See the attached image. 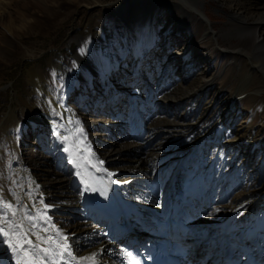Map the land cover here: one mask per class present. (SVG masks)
Instances as JSON below:
<instances>
[{"label":"bare ground","instance_id":"1","mask_svg":"<svg viewBox=\"0 0 264 264\" xmlns=\"http://www.w3.org/2000/svg\"><path fill=\"white\" fill-rule=\"evenodd\" d=\"M184 1L185 5L179 7L181 28L172 38H164L160 58H155L158 47L152 46L147 53L142 42L129 45L127 57L120 58L106 43L104 59L108 63L105 69L100 68L105 82L101 85L107 89L114 84L111 73L116 71L113 77L126 83L128 90L112 86L115 92L104 91V95L97 87L96 97L86 99L76 88L78 64L65 68L61 86L44 90L38 71L31 68L28 80L46 100L47 111L18 115L11 109L0 117V137L11 144L14 160L11 170L0 166V178L9 189L16 188L13 198L6 202L0 199V227L11 230V224L4 223L5 216L9 221H21L25 215L35 218L23 219L22 223L25 240L38 247L25 242L23 249L38 252L40 260L29 255L22 264H50L41 251L45 248L52 250V260L57 264H141L135 255L140 242L151 240L167 247L176 235L185 238L193 264H202L201 260L207 263L232 248L246 252L244 264H264V137L249 118L238 128L235 121H229L233 111H240L242 93L248 94L254 112L264 113V87L248 92L264 80V0H224L226 5L216 0L231 22L225 33L217 31L207 15V0ZM6 4V0H0V17ZM194 17L202 21L200 37L202 42L211 43L209 52L192 54L190 43L183 37V30H189ZM25 21L20 29L34 32L41 27V22ZM12 24L5 27L10 35ZM21 35L20 31L17 37ZM245 35L255 38L252 50L243 46L223 48L222 40ZM82 41L78 59L96 50L94 42L87 45L85 39ZM4 43L0 45V64L12 63L16 42L7 39ZM224 51L229 61L235 62L233 72L243 76L238 93L228 97L214 87L211 73L216 58ZM212 54L214 57H210ZM26 56L35 58L28 49ZM153 58L156 65L140 84L137 79ZM109 67L113 71L108 72ZM155 74L162 77L161 83L155 81ZM192 77H197L198 86L189 88L186 84ZM216 107L223 109L218 121L222 133L215 136L211 131L199 132ZM129 111L134 115H127ZM225 129L233 130L236 140L223 144ZM32 133L36 138L30 142ZM210 140H216V146L223 144L211 165L222 166L219 172L223 174H207L197 161L200 149ZM32 147L47 155L43 157L45 162L30 164L26 151ZM253 155L262 156L261 166L251 163ZM259 167L262 174L252 177ZM4 204L13 206L15 217ZM189 217L194 218L192 223ZM58 232L68 237L75 261L66 254L64 260L55 255L61 251L57 244L63 243ZM23 249L14 253L7 238L0 236V264H16ZM93 253L97 254L95 262L83 259Z\"/></svg>","mask_w":264,"mask_h":264},{"label":"rangeland","instance_id":"2","mask_svg":"<svg viewBox=\"0 0 264 264\" xmlns=\"http://www.w3.org/2000/svg\"><path fill=\"white\" fill-rule=\"evenodd\" d=\"M222 1L224 2V0ZM6 2L8 4L3 6L4 14L0 17V45H5L4 41L10 39L16 42V46L13 62L0 64V117L11 109L18 115H25L24 113L27 111H47L48 105L46 100L40 96L41 94L33 82L28 80V73L31 68H35L38 71L44 90H55L57 86H61V80H65L66 76L65 68L67 66L74 67L76 64H78V72L80 71V78H76L78 82L76 88L83 92L79 94H84L86 99L89 96L91 99H94L97 94L96 92L100 88L104 95L106 94L104 91L115 92V87L118 90H128L129 88L126 86V83L121 84L115 79L116 77H113L116 74V71H113V67L112 69L109 67L106 70L108 72L113 71L111 77L114 84H110L111 86L107 89L101 85L105 84V82L100 68L103 67L105 69L104 67L108 63L104 59L107 56L105 50L107 47L106 43L116 54L113 53L120 58L127 57L129 45L135 46L138 42H142V49L147 53L150 52L152 46L158 47L155 58H160L162 56L160 46L164 38H172V35L177 33L181 28L183 22L182 12L179 7L183 4L185 5V1L182 2V0H6ZM221 6L216 0H207L205 11L212 20L215 29L225 33L231 27V22L229 21L228 14L220 11ZM225 8L229 13L230 10L226 6ZM198 19L194 17L190 22L189 30H183L185 32L183 37L190 43L191 52L194 55L201 51L209 52L211 48V43L201 41L200 33L203 32V25L202 21ZM25 20L41 22L40 29L38 27L34 32H29L26 28L20 29L18 26L23 24L22 22H26ZM9 22L13 23V30L15 31H13L12 35L5 29L6 24ZM20 31L22 35L18 38L17 35ZM83 39H85L87 45L91 42L95 43L96 50L92 53L93 58L91 57L92 54L87 56L84 53L78 59L79 53L82 50ZM254 39L253 36L245 35L244 38L239 39L230 37L229 39L222 40L221 43L223 48L234 49L235 47L243 46L252 50ZM26 49L33 52L35 58L27 57ZM181 49V47L178 48L179 52H181ZM97 50L100 51V54L97 53ZM227 54L228 52L224 51L222 56H218L219 54L217 55L218 57L215 56L217 60H215V65H213L214 70L211 73H214L215 76L213 79L214 87L224 91L228 97L238 93V89L241 87V77L243 76L233 72L235 62L229 61ZM131 56L133 55L130 54L129 58ZM210 57H214V55L212 54ZM155 58L143 70L144 75L142 73L138 77L137 80L140 84H143L145 76L151 73V66L156 65L157 61ZM161 79L162 77L159 74H155V81L157 83H161L163 81ZM189 79L190 81H188L186 86L188 85L189 88L198 86L197 77ZM247 85L249 86V84ZM255 87L257 89L264 87V80L260 79V81L256 82V86L249 88L248 92L256 89ZM96 88L99 90L97 91ZM144 92L142 91L143 95ZM159 93L158 95L155 94V96H159ZM247 96L248 94L246 96L245 93L241 94V103L238 107L240 111L238 113L233 111L229 121H235L234 127L238 128L240 125L246 124V118H249L257 132L259 131V135L264 137V113L257 114V112H254L251 108V101ZM144 98L148 99L149 95L145 94ZM110 102L112 100H108L109 104ZM174 108L170 112L171 114L175 112ZM109 109L111 111V106ZM222 110L217 107L212 108L210 114L204 119L199 132L211 131V134L215 136L221 134L218 121L222 118ZM134 113V111L132 113L129 111L127 115L132 114L133 116ZM224 133L227 135L223 144L226 141L231 142L236 140L233 130L225 129ZM33 134L29 138L30 142H33L36 138V134ZM54 136L57 135L55 134ZM206 139L209 138L207 137ZM215 142L216 140L206 141L204 149H200L201 157L197 160L203 164V169L208 170L207 174H223V172H219V168L222 166H219V168L211 166L213 162L215 163V160L217 161L221 149L224 148L222 143L216 146ZM132 143L140 144L141 142L132 141ZM12 150L11 144L3 141L1 138L0 166L2 169L11 170L14 163V160H12ZM43 153V151H38L33 147L26 151L31 165L45 162L43 157H47V155ZM249 159L253 165L261 166L263 164L261 155H253ZM210 168L214 169L210 170ZM261 169V167L257 168V172L252 174V177L262 174ZM0 183L3 185L0 184V199H5L4 202H6L7 199L13 198L11 194L16 192L12 193L16 188L13 190L9 189L10 186H6L5 183L3 184L2 180ZM235 193H238V190Z\"/></svg>","mask_w":264,"mask_h":264},{"label":"snow or ice","instance_id":"3","mask_svg":"<svg viewBox=\"0 0 264 264\" xmlns=\"http://www.w3.org/2000/svg\"><path fill=\"white\" fill-rule=\"evenodd\" d=\"M78 131H82L79 130ZM65 140L68 139V137H64ZM65 152H68L69 149L65 148L64 149ZM73 164L76 163L75 160L71 161ZM4 208L8 209L12 212V216L15 217L16 216V211L15 209H13V206L11 204H4ZM23 219H28V220H32L35 219L34 217L31 216H27L25 215L24 217H22ZM21 221H9L7 216L4 217V223L11 224V230L10 229H6L4 227H0V236L6 237L7 238V243L9 248H11L13 250L14 253L19 252L21 249H23V244L25 242H27L29 245H31L32 248H36L38 247L36 244L33 243V241L31 240H25L27 233L23 231V223ZM32 227H35V225H32ZM46 231V229H45ZM33 235H36V233H32ZM58 235L62 236V240L63 243H58L57 244V248L61 249V251L56 252L55 255L57 257H59L60 260H64L65 259V254L67 255L68 258H71V260L75 261L76 257L73 255V252L71 250L70 245L68 244V237L67 236H63L61 233H57ZM14 237H17L18 239L14 240ZM37 239H41L40 236L37 235ZM52 237H48L47 240H51ZM47 242V241H45ZM41 251L44 252L45 256L48 257L50 264H57V262L55 260H52V250L49 248H45V249H41ZM32 255L35 257L36 260H40V256L39 253H32L31 249H23V255H18L17 256V261L16 264H22V260L24 259L25 256H29ZM128 255H131V253H129ZM97 258V254L93 253L90 256L84 257L83 259L85 261H92L95 262Z\"/></svg>","mask_w":264,"mask_h":264}]
</instances>
